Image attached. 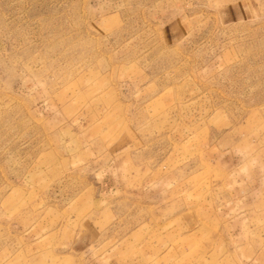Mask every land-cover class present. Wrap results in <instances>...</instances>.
<instances>
[{"label": "rangeland", "instance_id": "1", "mask_svg": "<svg viewBox=\"0 0 264 264\" xmlns=\"http://www.w3.org/2000/svg\"><path fill=\"white\" fill-rule=\"evenodd\" d=\"M0 264H264V0H0Z\"/></svg>", "mask_w": 264, "mask_h": 264}]
</instances>
